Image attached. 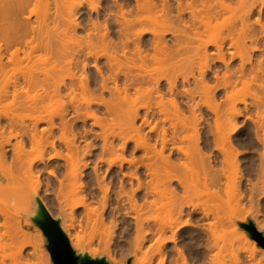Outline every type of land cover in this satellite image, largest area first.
I'll use <instances>...</instances> for the list:
<instances>
[{"label": "bare ground", "instance_id": "obj_1", "mask_svg": "<svg viewBox=\"0 0 264 264\" xmlns=\"http://www.w3.org/2000/svg\"><path fill=\"white\" fill-rule=\"evenodd\" d=\"M233 1L0 0V107L7 103L3 107L9 108H0V112L4 110L0 113V203L5 197L15 201L12 214L0 205V264H6L5 234L1 229L7 225L20 227L18 215L28 206L29 194H37L43 187L41 165L52 167L49 174L59 185L57 192L49 187L44 193L51 191L58 199L68 182L71 212L65 218L68 220L72 210L82 207L94 225L104 228L101 236L110 255L106 264H111L113 251L109 249L117 227H124L127 234L133 230V238L125 239L128 253L122 256L131 264H218L217 249L226 247L223 242L231 237L238 239L235 243L250 245L253 240L247 233L230 230L233 219L227 209L245 211L235 204L241 200L240 194V200L233 201L237 209L230 204L223 209L224 200L221 203L218 198L223 185L229 188L231 182L233 189L239 185L234 182L240 155L234 134L238 129L236 118L243 114L231 102L230 90L235 84L227 82L226 73L234 72L224 52L231 47L236 52H226L239 59L247 54L246 34L254 25L248 21L256 6L259 16H264V0H237L239 6ZM254 21L261 27L263 38L264 17ZM228 40L229 47L225 45ZM224 45L227 49L223 52ZM211 47L228 71L223 74V85L215 70L212 72L215 68L210 65L213 62L208 53ZM184 54L185 58L180 59ZM188 54L197 57L196 62ZM181 60L191 62L184 64ZM258 63L260 70L264 63ZM244 66L238 72L241 81L247 73L243 72ZM161 71L168 75L164 77ZM211 74L216 85L210 83ZM192 80L195 87H190ZM221 89H230L231 93L225 94L224 104L228 105L223 122L218 117L219 104L215 106L216 93ZM206 109L216 118L215 130L212 126L202 132L199 127L204 119L202 110ZM208 111L207 117L211 115ZM88 120L101 133L92 134L86 128ZM42 124L48 126L41 129ZM259 132L257 129L254 139L263 145L264 134ZM93 135L94 141L90 142ZM100 139L99 150L94 142ZM28 148H32V154L42 152L31 159ZM45 148L52 151L47 159ZM259 158L262 164L256 167L253 161L248 162L240 177L258 180L250 186L251 197L247 195L251 204L257 197L264 198V154ZM54 161H63L64 166L54 165ZM219 164L222 167L217 168ZM228 168L231 172L236 168L234 177ZM89 169L92 173L84 175ZM82 178L87 179L85 186L83 180L80 183ZM43 200L40 204L51 215ZM57 202L59 212L66 213L65 203ZM257 226L260 228L259 223ZM37 233L41 237V230ZM21 234L25 236L21 230L16 232L11 243L16 249L11 264L23 260L25 244H33L26 237V241L19 242ZM67 236L73 250L79 252L80 237ZM261 251L256 244L235 264L254 260Z\"/></svg>", "mask_w": 264, "mask_h": 264}, {"label": "rangeland", "instance_id": "obj_2", "mask_svg": "<svg viewBox=\"0 0 264 264\" xmlns=\"http://www.w3.org/2000/svg\"><path fill=\"white\" fill-rule=\"evenodd\" d=\"M79 0H76V2H78ZM81 2H82V0H80ZM252 1V0H251ZM234 2V1H233ZM235 2H237V0H235ZM234 2V4L233 5H235V4H237V3H235ZM252 3V2H251ZM238 6H239V4H237ZM236 5V6H237ZM251 5V4H250ZM237 6V7H238ZM237 7H235V9L237 8ZM86 8H88L87 6H85V9ZM258 8V9H257ZM258 10H259V6H256V10H255V8L253 9V12H254V14H253V16H254V19H253V16L251 17V20L249 19V21L248 22H252V23H250L251 25L252 24H254V25H252L253 27H256L255 29V34L254 35H256V37L253 35V33L254 32H252L251 30L252 29H254L252 26V28H250L251 30L249 31V33L248 34H246L247 36H248V39L249 40H247V42H246V46L244 47V49L246 50H244L245 51V53H247L246 55H245V53H242L243 55H245L244 57H246L245 58V60L243 59L244 57L242 56V59L244 60V63H243V61H242V59H239V58H233L234 57V54H232V53H235L234 52V50L235 49H233V48H231V47H229V44H230V41L228 40L226 43H225V45L227 44V47H229V49H227V47L225 46V47H223V52H224V50H226V51H232V53L231 54H229V52H224V53H227V54H225V56H226V58H227V60H228V64H230L229 66V68H231L230 70H231V72H234V74L233 73H231V74H229L228 73V75H227V73H226V78H228V79H226V80H228L227 82H229L230 80V82L232 83V84H235L234 86H237V88L235 89L234 88V86H232L233 87V89L232 90H230V89H228L227 91H225V89L223 90V89H221V90H219L216 94V101L215 102H217V104L215 105L216 107H217V105L219 104V107H218V109L219 110H221V111H219L218 113H219V115H218V117H222V115L225 117V115L227 114L226 112H224V111H226L225 110V108L227 109V106H225V105H228V104H224V100H226V95L225 94H229L230 93V91H233L234 92V94H233V92H231L232 93V95H231V93L229 94V95H231V99H232V103H236V106L238 107L237 109H239V110H241L242 111V116H240V117H237L236 118V123H237V125H238V129H237V131H236V134H234V137H236V138H234V142L235 143H237V150H239V152H240V155L238 156L239 158H238V162H239V164H238V169H239V171H236V174H237V177L238 178H234L235 180H234V182H239V185H238V183H237V185H235V186H238V187H235L234 189H238L239 190V192H237V190L235 191L232 187H234L233 185H232V187H231V182L229 183V185H228V187L229 188H225L224 186H227V185H223V188H225V192H224V189L222 188L221 190H220V195L222 196V198H221V196L219 197L218 196V198H220V202L222 203V201H223V205H221L222 206V208L223 209H227V206H229V205H227V204H230L231 206H233V208L234 209H237V208H235L234 206V204H233V201H237V199L238 200H240V198H239V196L240 197H242L241 198V200L240 201H237V202H235V204H240L243 208H245V211H242V212H232V207H231V210H229V209H227V214H228V216H230L232 219H233V221H232V224H231V227H230V230H242V231H244L245 233H247V235L249 236V238L250 239H252L251 237H250V235H249V233L245 230V229H243L242 227H240V223H248V222H253L254 224H255V226H257V224L259 223V227L260 228H258V226H257V229L264 235V198H262L263 196H260V197H257L258 198V200H257V198H256V200L255 201H258L257 203H255V201H253L252 203L253 204H251V201H249L250 200V198H248V196L249 197H251L250 195H251V193H250V186L252 185V184H254V182L256 183V181H258V180H256L257 178L256 177H247V179H242L241 180V176H242V172H245V166L248 164V162L249 163H252V161H253V163L254 164H256V167H257V164L259 165V163H261V162H263V160H260L261 158H259V157H262V154H264V144L262 145V144H260L259 142H255V133H256V131H257V129L260 131L259 133L261 134V133H263L264 134V130H262V129H264V107H263V104H264V67H262L261 66V68L262 69H260L259 70V68L260 67H258V66H260V64L261 63H258V61L259 62H261L262 61V63H264V37L263 38H261V27H259V25H255V21L254 20H257V19H259V18H262L263 19V17L264 16H259V14H258ZM236 11V10H235ZM239 11H241V9L239 8V10L237 9V12H239ZM256 11V12H255ZM243 12V11H242ZM233 13H234V15L236 14L235 12H234V9H233ZM238 14L239 13H237V16H238ZM242 14V13H241ZM258 15V17H257V19H255V17ZM228 15V14H227ZM230 15V14H229ZM233 16V15H232ZM234 18V20H235V16H233L232 17V19ZM233 20V21H234ZM79 21H81L80 19H79ZM221 21V20H220ZM236 23V25L238 26V22H235ZM239 25H241V23H240V21H239ZM236 26V27H237ZM235 28V27H234ZM239 28H241V26H238L236 29H239ZM231 29V28H230ZM236 29H233V30H236ZM240 30V29H239ZM81 31V33L84 35L85 33H84V31H82V30H80ZM80 31H78L79 33H77V34H81L80 33ZM254 31V30H253ZM234 32V31H233ZM236 32H237V30H236ZM236 32H234V33H236ZM251 32H252V34H251ZM260 32V33H259ZM226 33H227V31H226ZM238 33H239V31H238ZM81 34V36H83ZM260 35V36H259ZM250 36H254V39H251V38H249ZM259 36V37H258ZM150 37V36H149ZM205 37H207V36H205ZM169 38V37H168ZM207 38H209V36L207 37ZM256 38H260L259 39V41L257 42H255V40H256ZM254 40V41H253ZM254 42V43H253ZM229 43V44H228ZM254 44H257V45H254ZM231 45V44H230ZM248 46V47H247ZM258 46V47H257ZM260 46V47H259ZM261 46H262V48H261ZM214 47H211V48H209V51H208V53H210L209 54V56L212 58V59H215V60H213V61H211L212 59L209 57V59L208 60H210V62H213L212 64L210 63V62H208V63H210V65H212V67L213 68H215V69H213V71L212 72H214V70H215V72H216V74L215 73H213V74H215V75H218L219 76V78H220V83L223 85V83H224V81L222 80V78H223V74L225 75V72H228V71H225V70H227V69H225L224 68V64L222 65V63L220 64L218 61H217V58H216V56H218V55H216V52L217 51H215L216 49H213ZM231 48V49H230ZM254 48H259L257 51H255V49ZM249 49H250V51H249ZM254 49V50H253ZM249 51V52H248ZM213 52H215V53H213ZM185 55L186 54H184V55H181L182 57H180V59L181 58H185ZM190 54H188L187 56H189ZM233 55V56H232ZM184 56V57H183ZM191 56V55H190ZM189 56V57H190ZM193 57H195L194 55H192ZM191 56V57H192ZM188 57V58H189ZM190 57V58H191ZM192 57V59H193V61H195L196 62V59H197V57H196V59L195 58H193ZM230 57V58H229ZM249 57V58H248ZM225 58V59H226ZM191 59V60H192ZM195 59V60H194ZM199 59V58H198ZM200 60H202V61H200L201 63L203 62V59H201L200 58ZM251 62H249V61ZM261 60V61H260ZM182 61V60H181ZM205 61V60H204ZM215 61V62H214ZM226 61V60H225ZM242 61V63L243 64H241L242 65V67L244 66V73H245V71L247 72V73H245V75H243V76H245L244 78L246 79H244V81H241L240 79L241 78H243V77H239V70H240V73H241V68H240V62ZM182 62H184V64H186L187 62H189V61H187V62H185L184 60L182 61ZM191 62V61H190ZM189 62V63H190ZM199 61H198V63H200ZM246 62V63H245ZM197 63V64H198ZM220 64V65H218V64ZM183 64V65H184ZM199 65H201V64H199ZM240 65V66H239ZM187 66V65H186ZM219 66V67H218ZM223 66V67H222ZM263 66H264V64H263ZM183 67V66H182ZM184 67H185V65H184ZM199 67V66H198ZM217 67V68H216ZM234 68V69H233ZM240 68V69H239ZM236 69V70H235ZM165 71V69H162V71ZM218 72H217V71ZM249 70V71H248ZM254 70V71H253ZM162 71H161V74L164 76V72L162 73ZM237 71V72H236ZM253 71V72H252ZM263 71V72H262ZM166 72V71H165ZM242 72V73H243ZM258 72H259V74H258ZM159 74H160V72H158ZM157 73V74H158ZM167 73V72H166ZM165 73V75L167 76L168 74H166ZM169 73V72H168ZM236 73V74H235ZM158 74V75H159ZM213 74H211L210 75V83L212 84V85H216V82L217 81H215L216 79H215V76L213 75ZM233 74V75H232ZM157 75V76H158ZM162 75H160V76H162ZM213 75V76H212ZM241 75V74H240ZM160 76H158V78H160ZM166 76H164V77H166ZM197 76V75H196ZM242 76V75H241ZM211 77H214V79L213 78H211ZM238 77V78H237ZM163 77H161V79H162ZM231 78V79H230ZM213 79V80H212ZM232 79H233V82H232ZM238 80H240V81H238ZM235 81H237V83L235 82ZM226 82V81H225ZM242 82H243V85H241L242 84ZM247 82V83H246ZM192 83H194L193 82V80L191 81V83H190V87H191V85H194V87H195V84H192ZM219 83V84H220ZM237 84V85H236ZM259 85V86H258ZM198 87L196 86V88L195 89H197ZM231 88V87H230ZM235 89V90H234ZM238 89V90H237ZM230 90V91H229ZM198 91V90H197ZM228 91H229V93H228ZM238 93V92H240L239 94H240V96L238 97V96H236V95H238L236 92ZM226 92V93H225ZM234 95H235V97L237 98H235L234 97ZM226 96V97H225ZM108 97V96H107ZM169 98V97H168ZM198 99V102L199 101H201L200 100V98L201 97H197ZM233 98H235L236 99V101H234L233 102ZM203 99V98H202ZM238 99L240 100V101H244L243 103H237V102H239L238 101ZM184 101H185V99H183ZM183 101V102H184ZM225 102H227V101H225ZM228 102H230V101H228ZM7 103H3L2 104V106L1 107H3V105H5V106H8V105H6ZM262 105V106H261ZM221 106V107H220ZM230 106V105H229ZM0 107V108H1ZM245 107H246V110H245ZM259 107V108H258ZM7 108V107H6ZM2 109H4L5 111H8L9 110V108H7V109H5L4 107L2 108ZM2 109H1V112L0 113H3L4 112V110H3V112H2ZM203 109H205V107H203ZM259 110V111H258ZM203 112H202V114L205 112H207L208 110L206 109V110H202ZM229 111V110H228ZM209 112V111H208ZM203 114L202 116H203V124L202 125H200L201 127H199L200 129H201V131L202 132H207V130H209L210 129V127H212L213 125L215 126V120H216V118L214 117V115L212 114V113H208V114H211V115H209L208 117H207V113L206 114ZM188 114V113H187ZM225 114V115H224ZM101 116V115H100ZM206 116V117H205ZM228 116H229V112H228ZM248 116H250V117H248ZM74 117V116H73ZM73 117H71V118H73ZM103 117H105V116H103ZM253 117V118H252ZM70 118V120L71 121H73V119H75V117L73 118V119H71ZM215 118V119H214ZM220 118H219V120H220ZM227 118V117H226ZM226 118H225V120H226ZM256 120H255V119ZM207 119V120H206ZM222 119H223V117H222ZM221 119V120H222ZM205 120V121H204ZM221 120L219 121V122H221ZM259 120V121H258ZM224 121V119L222 120V122ZM252 121L254 122V123H256L257 121V123L256 124H254V123H252ZM261 121V122H260ZM175 122V121H174ZM92 123V121L91 120H88V124H89V126H88V124H87V126H86V128L88 129V130H90L91 129V133L93 134V132H94V134H99V133H101V130H100V128H98V127H91L90 126V124ZM202 123V122H201ZM259 123V124H258ZM260 123L263 125H260ZM80 124H82V123H80ZM254 124V125H253ZM258 124V125H257ZM46 125L47 124H42L41 126H40V128L41 129H43V128H46ZM168 124H166V126H167ZM178 125V124H177ZM48 126V125H47ZM82 126V125H81ZM159 126H161V125H159ZM169 126V125H168ZM167 126V127H168ZM213 126V127H214ZM256 126H257V128H256ZM259 126H260V129H259ZM177 127H179V128H181V126L179 125V126H177ZM261 127H263V128H261ZM209 128V129H208ZM83 128L82 127H80V130H82ZM94 129V131H92ZM214 130H215V127L213 128ZM146 130V129H145ZM255 130V131H254ZM261 130H262V132H261ZM58 131V130H57ZM56 132V131H55ZM59 132V131H58ZM58 132H56V133H58ZM145 132H147V131H145ZM55 133V135H57ZM96 134V135H97ZM250 134H252L253 136H251V137H253V140L251 139V137H250ZM262 134V135H263ZM59 135V134H58ZM96 135H93L90 139H91V141L90 140H88V141H90V142H93L94 140H92V138H95V136ZM100 135H98L97 137H99ZM239 138L241 139V142H240V140H239ZM235 140H238V142L237 141H235ZM101 141V139L98 141V140H96V142H94V144H95V147L97 148V149H99L100 150V147H101V144H102V142H100ZM16 141H14L13 140V143H15ZM98 142H99V144H98ZM240 142V144H238ZM251 143H252V145H251ZM84 144L85 143H81V145L82 146H84ZM182 145V144H181ZM180 145V146H181ZM92 148V147H91ZM159 149V148H158ZM27 151L28 152H30V155L32 154L31 153V151H32V148H28L27 149ZM40 152H42L41 150H37L36 152H34L30 157H31V159H35L36 157H38L39 156V154H40ZM44 153H45V159H47L48 158V154L50 153V152H52L51 150H50V148H45V151H43ZM262 152V153H261ZM50 154H52V153H50ZM138 156H140V155H137V157ZM128 157V156H127ZM54 165H61V166H64V162L63 161H54ZM262 164V163H261ZM260 164V165H261ZM53 165V166H54ZM221 164H219V165H217V168H220V167H222V166H220ZM225 165H223V167H224ZM40 168V173H39V177H40V181H41V184H42V189H41V191H39L37 194H29L28 192H27V194H29L30 195V199L28 200V206H26L25 208H23V210H22V212H20V214L18 215L19 216V221H21V224H20V227H15V226H13V225H7L6 227H4V228H2L1 229V231H2V233H4L5 234V239H4V242H5V255H6V260H5V262H6V264H11V262H13L14 263V261H13V259H14V253L16 252V249H15V246L14 245H12L11 243H14L13 242V240H14V238H15V235H16V232H18L19 230H21L22 232H23V234H25V236L24 237H26V239L27 240H29L30 242H32L33 244H29L28 246L29 247H27V246H25V245H27V244H22V245H24V251L25 252H23V260L20 262V263H17V264H47V260L50 258V260H49V263H51V264H54V262H53V260H52V258H51V254H50V252L48 251V249H47V246H48V239H47V237L44 235V233H43V231L40 229V227L36 224V219L39 217V204H38V202H39V200H43V198L45 199V204H46V202H47V207L50 209V213H51V216L53 217V219H56V220H59L60 221V224H61V226H63V228L65 229V232H66V234H68V235H72L71 237L73 238V236H75L76 237V239H77V236L78 237H80L79 239V241H80V245H79V252L76 250L75 252L77 253V254H80V255H87V256H89L91 259H94V260H97V259H105V262H107V261H109V257H110V255H109V253H108V251H107V247L104 245V242H105V240L103 241L102 239L104 238L103 236H101L102 235V233L101 232H103V230L102 229H104V228H102V226H96V225H94L93 224V220L92 221H90V218L91 217H87V215H85V211H84V209L82 208V207H79L78 209H76L75 211L74 210H72V213H71V215L72 216H67L68 217V220L65 218V214H70V212H71V201H69V199H70V188H69V186H68V182L66 181V183H65V185L62 187V194H59V198L57 199V198H55V196L53 195V192H51V191H49L48 193H44V189H48L49 187H52V188H54L55 190H56V192H57V190L59 189V185H58V182H57V179H55L53 176H51L50 174H49V170H51L52 169V167H50V168H45V167H43V165H41V167H39ZM106 167H104V169H105ZM225 168H226V166H225ZM237 168V167H236ZM235 168V169H236ZM234 169V170H235ZM237 169V170H238ZM234 170L232 171L233 173H234ZM241 170V171H240ZM227 171H230V173H232L231 172V169L230 168H228L227 169ZM90 173H92V170L91 169H89V170H87V171H85V173H84V175H87V174H90ZM232 173V175H233V177H234V175L235 174H233ZM242 173V174H241ZM241 174V175H240ZM232 175H230V176H232ZM6 177H7V173H6ZM232 177V178H233ZM231 179V178H230ZM60 180H63V177H60ZM83 180V181H82ZM232 180V179H231ZM81 181H82V183H83V186H85L86 184H87V179L86 178H82L81 180H80V183H81ZM79 183V184H80ZM224 184V183H223ZM264 189V188H263ZM231 190V191H230ZM249 190V191H248ZM264 191V190H263ZM224 192V194H222ZM232 192H235L234 194H236V196L234 195V194H232ZM237 192V193H236ZM261 192H262V190H261ZM100 193V192H99ZM245 195H244V194ZM84 194V193H83ZM238 194H240L239 196H237ZM72 195V194H71ZM97 195H99L98 193H97ZM101 195V194H100ZM219 195V194H218ZM248 195V196H247ZM217 196V195H216ZM244 197H245V199H244ZM42 198V199H41ZM217 198V199H218ZM32 199V200H31ZM222 199V200H221ZM233 199H236V200H233ZM228 200H231L230 202H228ZM243 200V201H242ZM57 201H59V202H63V203H65V205H66V210L67 211H65L66 213H64V214H62L61 212H59V210H58V202ZM65 201V202H64ZM70 202V203H67V202ZM218 201V200H217ZM219 202V201H218ZM219 202V203H220ZM225 202V203H224ZM228 202V203H227ZM50 203V204H49ZM14 204H15V201L13 200V199H11L10 197H5L4 198V200L0 203V205L1 206H3L4 205V207L6 208V210L10 213V214H12V213H14L15 212V207H14ZM67 204H68V206H67ZM69 204H70V207H69ZM42 205V204H41ZM226 205V207H224ZM259 205V206H258ZM237 206H239V205H237ZM44 207V206H43ZM45 208V207H44ZM46 209V208H45ZM239 210V209H238ZM235 211V210H234ZM151 216V215H150ZM68 221V222H66V224H65V222H64V220L65 219ZM93 219V218H92ZM107 222H109L108 220H107ZM95 223V222H94ZM100 225V224H99ZM107 225H108V223H107ZM108 226H110V224L108 225ZM98 227V228H97ZM101 227V228H100ZM125 227H126V224H125ZM127 228V227H126ZM37 229H39V230H41V237L38 235V233H37ZM122 229V230H121ZM124 227H122V228H120V227H117L116 228V232H115V240H114V243H113V246L111 247V249H109V250H111V251H113V257L111 258V260H110V263L111 264H127L128 263V261H127V259L128 258H125L124 260H122L123 258H122V256H124L125 255V253H128V252H126L127 250L126 249H124V247L125 246H127L126 244H127V242L128 241H130L132 238H133V230H131L130 232H129V234H127V231H124ZM123 231V232H122ZM133 234V235H132ZM222 234H223V232H222ZM77 235V236H76ZM220 235H221V232H220ZM21 237H20V239L18 240L19 242H23V240H24V237L22 236V234L20 235ZM131 238H130V237ZM222 236V235H221ZM103 237V238H102ZM230 237V236H229ZM229 237H226L225 238V240H227V238H229ZM238 237V236H237ZM236 237H231V240L229 241V240H227V242L225 241V242H223V243H225L226 244V247H224L223 245V247L225 248V250H224V248H220V249H222V250H220V249H217V258H216V262H217V260H219L218 261V264L220 263H225V264H235L236 262H237V259L239 260L240 258H241V256H248L249 254H250V250L252 249V248H254V246H256V244L258 245V243L255 241V240H253L251 243H250V245H248V244H246V243H241V242H239V243H235V240L237 239H235ZM26 239L24 240V241H26ZM125 239H127V240H125ZM234 241H233V240ZM125 240V241H124ZM238 240V239H237ZM233 241V243H231ZM126 242V243H125ZM237 242V241H236ZM25 243V242H24ZM28 243V242H27ZM220 244H222V242L220 243ZM21 245V246H22ZM30 245H32V247L30 246ZM221 246V245H220ZM259 246V245H258ZM35 247V248H34ZM260 247V246H259ZM123 248V249H122ZM261 249H262V251L260 252V253H258L257 254V256L255 257V259L254 260H251V261H248V263L246 262V264H264V248H262V247H260ZM35 249V250H34ZM124 250V251H123ZM218 250H220V252L218 251ZM216 251V250H215ZM219 252V253H218ZM216 254V253H215ZM220 256H219V255ZM48 255V257H46ZM40 256V257H39ZM40 259H39V258ZM243 257V258H244ZM48 258V259H47ZM47 259V260H46ZM46 261V262H45ZM48 263V264H49Z\"/></svg>", "mask_w": 264, "mask_h": 264}, {"label": "water", "instance_id": "obj_3", "mask_svg": "<svg viewBox=\"0 0 264 264\" xmlns=\"http://www.w3.org/2000/svg\"><path fill=\"white\" fill-rule=\"evenodd\" d=\"M38 204L39 217L36 219V224L48 239L47 249L54 264H106L105 259L94 260L87 255L77 254L73 250L67 234L62 229L60 221L53 219L40 202ZM240 227L245 229L260 247L264 248V235L253 222L240 223ZM127 264H131V262L129 261Z\"/></svg>", "mask_w": 264, "mask_h": 264}]
</instances>
